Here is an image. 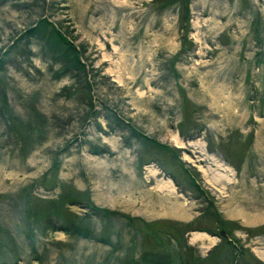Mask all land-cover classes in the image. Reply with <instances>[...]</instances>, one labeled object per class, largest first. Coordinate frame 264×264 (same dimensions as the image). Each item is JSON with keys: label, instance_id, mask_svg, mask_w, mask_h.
I'll use <instances>...</instances> for the list:
<instances>
[{"label": "rangeland", "instance_id": "obj_1", "mask_svg": "<svg viewBox=\"0 0 264 264\" xmlns=\"http://www.w3.org/2000/svg\"><path fill=\"white\" fill-rule=\"evenodd\" d=\"M0 264H264V0H0Z\"/></svg>", "mask_w": 264, "mask_h": 264}, {"label": "trees", "instance_id": "obj_2", "mask_svg": "<svg viewBox=\"0 0 264 264\" xmlns=\"http://www.w3.org/2000/svg\"><path fill=\"white\" fill-rule=\"evenodd\" d=\"M222 232V235H224V233H225V231L223 232V231H221Z\"/></svg>", "mask_w": 264, "mask_h": 264}, {"label": "bare ground", "instance_id": "obj_3", "mask_svg": "<svg viewBox=\"0 0 264 264\" xmlns=\"http://www.w3.org/2000/svg\"><path fill=\"white\" fill-rule=\"evenodd\" d=\"M197 235V234H196ZM198 237V236H197ZM202 237V236H201ZM203 238V237H202ZM207 238V237H206ZM201 239V238H200ZM205 240V239H204Z\"/></svg>", "mask_w": 264, "mask_h": 264}]
</instances>
